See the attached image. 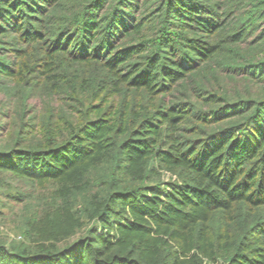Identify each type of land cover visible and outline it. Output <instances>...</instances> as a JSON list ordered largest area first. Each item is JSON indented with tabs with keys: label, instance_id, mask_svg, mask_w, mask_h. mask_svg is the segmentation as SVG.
Instances as JSON below:
<instances>
[{
	"label": "trees",
	"instance_id": "1",
	"mask_svg": "<svg viewBox=\"0 0 264 264\" xmlns=\"http://www.w3.org/2000/svg\"><path fill=\"white\" fill-rule=\"evenodd\" d=\"M0 264H264V0H0Z\"/></svg>",
	"mask_w": 264,
	"mask_h": 264
},
{
	"label": "rangeland",
	"instance_id": "2",
	"mask_svg": "<svg viewBox=\"0 0 264 264\" xmlns=\"http://www.w3.org/2000/svg\"><path fill=\"white\" fill-rule=\"evenodd\" d=\"M3 237L0 235V239H2Z\"/></svg>",
	"mask_w": 264,
	"mask_h": 264
}]
</instances>
